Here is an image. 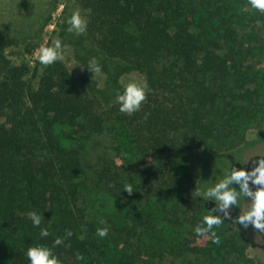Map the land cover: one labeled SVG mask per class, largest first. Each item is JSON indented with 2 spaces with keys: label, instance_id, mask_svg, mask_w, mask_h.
<instances>
[{
  "label": "trees",
  "instance_id": "1",
  "mask_svg": "<svg viewBox=\"0 0 264 264\" xmlns=\"http://www.w3.org/2000/svg\"><path fill=\"white\" fill-rule=\"evenodd\" d=\"M73 1L87 19L84 55L143 74L146 98L121 112L93 72L63 59L31 71L1 49L0 264H29L36 244L62 264H102L116 243L142 264H260L238 225H214L218 241L196 233L213 202L197 195L194 155L238 148L252 124L262 131L264 11L248 0ZM105 134L114 157L93 161L88 145ZM91 191L126 206L125 219L96 221Z\"/></svg>",
  "mask_w": 264,
  "mask_h": 264
},
{
  "label": "rangeland",
  "instance_id": "2",
  "mask_svg": "<svg viewBox=\"0 0 264 264\" xmlns=\"http://www.w3.org/2000/svg\"><path fill=\"white\" fill-rule=\"evenodd\" d=\"M36 5L40 8L34 11ZM67 6H69V11H67L69 14L64 11ZM75 9H79L81 15H84V10L73 0H0V52L3 49L4 56L14 63H26L31 71L37 66L42 69L43 64L39 60L40 45L49 44L50 40L58 38L66 45L63 48V60L68 67L77 74L84 72L91 57H96L98 63L100 58L94 52L84 55V47L83 50L80 49V41L84 42L85 46L88 44V41L82 38L85 35L84 32L76 34L68 32L66 30L68 27H63L66 18ZM35 13H37V17H35ZM38 25L42 26L40 30H37ZM64 33L67 35L65 36ZM15 34L19 36L18 39L16 38L18 36L12 37ZM115 66L114 63H111L108 68L101 67V72L94 73L100 92L104 98L109 97L110 100L115 99L117 92L123 91L124 85L130 80L145 81L143 74L133 70L121 71ZM252 125L247 132V141L238 148L212 155H194V161L201 173L198 189H203L214 183L215 180L222 178L232 163L237 167L250 168L251 164H241L252 156L264 157V120L262 123L263 132L260 131V128ZM112 145L113 141L108 134L100 135L90 141L88 155L93 161L100 157L113 158ZM252 159H256V157ZM91 184H93L92 181H90ZM91 196L89 211L94 218H97L96 221L99 223L103 221V225L109 227L110 219L116 220V222L125 219L128 209L126 206L113 204L107 194L97 195L96 192L91 191ZM246 205V199L241 198L240 207L243 208ZM238 212L239 209L234 206L232 216H236ZM242 229L251 239L250 254L255 256L260 264H264V232L251 225L247 229ZM113 245L115 246L110 249L102 264H142L140 260L133 258L131 252L126 253L124 244Z\"/></svg>",
  "mask_w": 264,
  "mask_h": 264
},
{
  "label": "clouds",
  "instance_id": "3",
  "mask_svg": "<svg viewBox=\"0 0 264 264\" xmlns=\"http://www.w3.org/2000/svg\"><path fill=\"white\" fill-rule=\"evenodd\" d=\"M248 2L251 8L264 11V0H248ZM65 23L68 25L66 30L76 34L85 32L87 28V19L81 15L79 9L73 10L71 15L66 18ZM65 47L66 45L58 38H54L50 44H41L39 47L40 62L48 65L63 59V48ZM86 69L93 73L101 72V65L96 57H91L88 60ZM147 89V82L136 80L127 82L123 91H118L115 96L119 110L129 114L139 110L146 98ZM253 157L256 159H252ZM236 162L241 164L238 160ZM244 164H251L252 166L250 168L237 167L232 163L222 178L215 180L214 183L205 186L203 189L197 190L198 197L213 202V207L208 209V214L204 215L201 223L196 226L197 234L209 233L214 241H218L213 226H218L226 220L244 229L251 225L253 228L264 232V157L252 156L241 165ZM124 190L129 193L133 191L131 186ZM241 198H245L247 201V205L243 208L240 207ZM234 206L239 209L236 216H232ZM42 216L36 211L28 212V217L36 226L40 225ZM107 231V227L97 229V233L101 237L105 236ZM48 235L47 228L40 230L41 237ZM66 235L70 236L71 232H67ZM61 243H63V238L59 236L53 241L54 245ZM26 255L29 264H62L54 254L53 249L44 244L30 246ZM77 259H80L79 255Z\"/></svg>",
  "mask_w": 264,
  "mask_h": 264
}]
</instances>
